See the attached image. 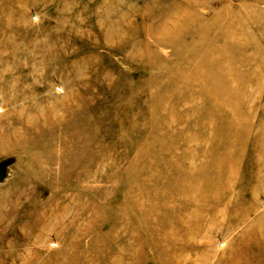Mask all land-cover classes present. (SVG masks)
I'll return each instance as SVG.
<instances>
[{
  "label": "rangeland",
  "instance_id": "rangeland-1",
  "mask_svg": "<svg viewBox=\"0 0 264 264\" xmlns=\"http://www.w3.org/2000/svg\"><path fill=\"white\" fill-rule=\"evenodd\" d=\"M8 2L22 21L0 12V118L55 109L45 139L0 145V264H264V0ZM96 10V32L74 26ZM230 21L240 58H208L196 32L221 49ZM190 49L231 64L248 95L228 187L193 185L225 146L181 87Z\"/></svg>",
  "mask_w": 264,
  "mask_h": 264
},
{
  "label": "bare ground",
  "instance_id": "bare-ground-1",
  "mask_svg": "<svg viewBox=\"0 0 264 264\" xmlns=\"http://www.w3.org/2000/svg\"><path fill=\"white\" fill-rule=\"evenodd\" d=\"M24 1H27V0H24ZM76 8H77V5H76ZM78 8H79V6H78ZM233 8L234 7H232L231 4L225 3V5H223L219 9H220V11H224L226 13L230 12L232 15V13L234 12ZM95 9H98V8L95 7ZM235 11L237 12V11H239V9H236ZM0 12H4L6 15L13 14L11 16H15L14 14H16V18L20 22L22 21V16L20 17L21 11H18L16 8H14L13 3L8 2L5 4H1L0 5ZM233 14H235V13H233ZM236 14H238V12ZM83 15H84L82 17L83 20H81L80 22H79V20H77L78 24L75 22L74 26L78 29H88V30H92V32H93V30H94V32H96L95 29H98V27H96V26L99 25V21H97V16L99 17V15H97V10H96V12L93 11L89 15L85 14L83 11ZM252 18L253 17L251 16L249 19L251 20ZM5 20H6V18H4L2 21H5ZM18 20L14 21L13 24L16 25V22H17V26L19 28ZM187 21H189V20H187ZM191 22H193V21H191ZM228 22H229V20H228ZM236 22H237V20H236ZM221 23H222V21H221ZM243 23H244V20H243ZM229 24L230 25L226 26L224 29H221L222 31L220 30L221 31L220 34L222 36V39L224 40L223 42H221L223 45L221 49L219 48V46H217V44L213 45L211 43L212 40L211 41L209 40L210 43H207V42H209V41H207V39H209V38L206 39L207 33L205 32L206 30L202 29V26L199 29V31L196 32L197 37L200 39L199 44L209 46V48L206 51V55L208 56V58H210L212 54H214V55L217 54L218 55L217 57L222 58V59H234L237 56L239 57V55H237V54L241 53V52H239V51H241V49L244 50V47H242L244 45L242 43H244V42L241 41L242 46H238L239 43L233 40L232 34H234V33L232 30L235 27V23L232 26L233 23H231V21H230ZM205 25H206V23H205ZM74 26H72V27H74ZM49 27L52 28V26L50 24L46 25V29H48ZM216 28H218V27H216ZM69 29H71V27ZM1 31L3 33H6L4 28ZM248 32H249V30H248ZM175 33H176V35L178 34V36L175 35V37H176L175 41L177 43H179V46H181L182 49L185 48L184 46H186L188 44H192V43H185L183 33L181 32V30L175 31ZM237 33H239V32H237ZM213 35H215V34L213 33ZM243 38H241V39L244 41L245 38L244 39ZM60 39L61 38L59 37L58 41H60ZM246 45H248V44H246ZM199 48H200V46H199ZM210 51H212V53ZM194 53H192V50L190 49V52L189 53L187 52L185 55H183V52L178 54V56H180L181 58L184 59L183 62L186 63L187 61H189V66H190L189 72L191 74V75L188 74L191 79L183 80L182 81L183 84H181V87L182 88L186 87V88H189L192 90V93L189 94L187 98H194V99H196V101H200V102L203 101V98L206 99V101L208 103V107H209V108H207L208 109L207 115H208V117L210 116L211 119L214 121V124L212 125V127H213V131L215 134V136H214L215 141H213V142L216 144L217 147L219 144L224 145L225 149L222 150V153L219 154L218 157H216V154H215L216 150H214L212 161L215 160L216 162L211 164V166H206V169H208V171H207L208 174L203 175L202 173H200L202 170H199L198 175L195 177L193 185H200L201 178H204L207 176L210 179L211 175H212V177H214L215 174H218V173H222V174L226 175V183H227L228 182L227 179L229 177L228 176L229 175V167H230V165H232L229 163H233L235 160H238L236 158L237 155L234 154L236 149H239L238 146H235V144L237 142H239L236 138L241 134V132L243 133V130L246 129V125L242 122L243 121L242 117H245L244 116L245 114L243 112L247 106V99L246 98L248 97V95L246 96V98H243V95H240V93L243 92V86H239L238 88H235V89L229 86L235 79H237V75H238L237 72H234L235 68L231 67V64H229V63H227L225 65H223L224 63H222V65H219L216 63L214 64V62L213 63L209 62V59H208V61L205 62V61L200 60L198 58V55L200 54V52L194 51ZM240 56H242V55L240 54ZM218 60H220V59H218ZM225 61L229 62V60H225ZM186 69H187L186 67H181V69H179V71H178L179 72L178 74H182V72L185 71ZM221 72L223 73L222 77L220 75ZM195 85H196V87H195ZM193 88H195V91L193 90ZM19 95H20V93L18 92L16 95V98ZM22 108L23 107H21L20 109L13 108V109H11L10 112H8V114L5 115V117L3 114V117H1L3 119L0 118L1 119L0 120V128H1V130H0V145H2V143L5 142L6 144L10 145V148H9L10 151L12 150L11 145H14L13 143H15L17 145V148L21 149L22 146L24 147L26 145L34 144L35 139H38V140L45 139V137H47V132L39 130L37 128V126L39 124L42 127H47L48 124L51 123V121H52V120H49L48 117L49 118L53 117V113H54V109H55V108H53V110L50 109L48 117L45 116V117H43L42 120L37 121L32 116L31 117L26 116L27 113L32 112V110L34 109V107L32 105L28 104L26 109H24V110ZM202 109H203V107H202ZM73 110H74V108H73ZM197 111H198V109H197ZM199 113H201V112H199ZM207 115L205 114V116H207ZM198 121H199V119H198ZM41 123H43V124H41ZM217 152H218V149H217ZM207 159H209V158H207ZM75 160H76V158H75ZM223 163H224V165H221ZM204 179H206V178H204ZM210 182H211V179L208 182L209 186H210ZM205 185L203 186V188L206 190L208 188H206ZM228 185H229V182L227 183V187H228ZM259 234L261 236H263L264 230L262 233H259ZM202 239H204V238H202Z\"/></svg>",
  "mask_w": 264,
  "mask_h": 264
}]
</instances>
